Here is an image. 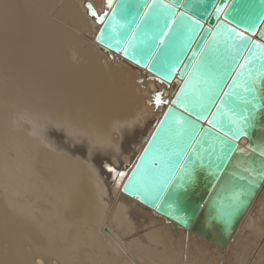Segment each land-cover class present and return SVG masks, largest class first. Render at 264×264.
<instances>
[{
    "label": "bare ground",
    "instance_id": "bare-ground-1",
    "mask_svg": "<svg viewBox=\"0 0 264 264\" xmlns=\"http://www.w3.org/2000/svg\"><path fill=\"white\" fill-rule=\"evenodd\" d=\"M87 1L105 9V0H0V130L12 138V158L1 161L12 179L1 186L0 264H193L194 256L228 264L237 248L238 264H264V179H256L264 167L250 170L237 157L241 179L222 177L190 228L140 201L166 175L146 173L155 148L140 163L147 168L136 195L122 191L167 108L155 93L171 100L176 83L148 79L98 42ZM236 89L210 122L232 138L246 134L237 127L248 120L239 108L246 89ZM173 122L179 137L189 127L169 111L164 125ZM261 133L255 144L263 152Z\"/></svg>",
    "mask_w": 264,
    "mask_h": 264
},
{
    "label": "water",
    "instance_id": "water-1",
    "mask_svg": "<svg viewBox=\"0 0 264 264\" xmlns=\"http://www.w3.org/2000/svg\"><path fill=\"white\" fill-rule=\"evenodd\" d=\"M85 6L100 25L98 42L143 68L148 79L176 83L171 100H161L166 91L155 93L156 105L167 108L136 164L126 169L122 191L136 195L130 191L145 183L147 168L140 163L155 148L146 173L166 171L163 183L153 192V180L147 191L135 193L148 207L190 228L222 177L241 179L235 171L244 168L234 163L237 157L245 158L250 170L264 167V150L255 144L258 128L264 129V0H111V6L105 0L99 13L91 2ZM236 87V92L246 89L241 100L248 105L243 101L239 108L248 120L237 127L246 134L232 138L210 122L228 95L236 100L238 94L230 93ZM169 111L189 124L180 137L174 122L164 125ZM241 138L246 142L239 143Z\"/></svg>",
    "mask_w": 264,
    "mask_h": 264
},
{
    "label": "rangeland",
    "instance_id": "rangeland-1",
    "mask_svg": "<svg viewBox=\"0 0 264 264\" xmlns=\"http://www.w3.org/2000/svg\"><path fill=\"white\" fill-rule=\"evenodd\" d=\"M0 129H1V128H0ZM1 132H3V131L0 130V139H1V140H0V141H1V142H0V150H1V151H0V163H1V164H0V167L3 165V166H5V168H4V167H1L2 170H0V172H1L0 176H2V177H0V180H1V183H0V184H1V185H0V191L2 190V189H1L2 181L4 180V181L6 182V180H7V182H8L9 177L12 179V176H11V175H12V172H11V171H12V170H11L12 167H10L11 164H10V165L8 164L9 168H11V169L8 170V168H7L8 166L6 167V164L9 163V162H10V161H9L10 158H12V155H11V154H12V148H11V145H12V144H11V143H12V138H11L9 132H7V133H6V132H3V133H4V136L1 134ZM5 133H6V134H5ZM5 135H7V136H5ZM5 137H6V138L8 137L7 139H10L11 142L9 143L8 140L6 141V138H5ZM9 137H10V138H9ZM10 140H9V141H10ZM8 149H9L10 151H9ZM4 150H5V151H4ZM1 152H2V153H1ZM3 152H4V153H3ZM5 152H6V153H5ZM1 154H2V155H1ZM4 155H5V156H4ZM8 155H9V156L11 155V157L8 158V157H9ZM2 156H3V158H2ZM6 157H7V158H6ZM5 158L7 159L6 161H5ZM3 159H4V160H3ZM1 161H2V162L5 161V163H6L7 161H8V162H7L6 164H4V163H2ZM1 168H0V169H1ZM3 169H4V171L7 169V172H6L7 174L4 173ZM10 170H11V171H10ZM8 171L11 172V173H9ZM8 173H9V174H8ZM5 174L8 175V176H7L8 178H6V175H5ZM10 174H11V175H10ZM4 175H5V176H4ZM5 182H3V183H5ZM7 182H6V183H7ZM2 188H3V187H2ZM3 191H4V188H3V190L1 191L0 195L2 194L3 196H5V192L3 193ZM97 232H98V234H99L100 236H102V233H101L100 229L97 230ZM106 242H107V247L109 248V250H113V248H112V244H111L110 242H108V241H106ZM240 254H241V251L237 248V249L232 253L231 258L228 260L227 263H228V264H238L237 261H238V258H239V256H240ZM88 257H89L91 260H96V259H97L96 254H91V253H90V254H88ZM196 257H197V256H194V257L192 258V259H193V260H192V263H193V264H201V263L199 262L200 257H198V258H196ZM195 258H196V259H195ZM207 264H209V263H207ZM210 264H212V263H210ZM220 264H222V262H220ZM239 264H245V263H244V261H243V262H240Z\"/></svg>",
    "mask_w": 264,
    "mask_h": 264
},
{
    "label": "snow or ice",
    "instance_id": "snow-or-ice-1",
    "mask_svg": "<svg viewBox=\"0 0 264 264\" xmlns=\"http://www.w3.org/2000/svg\"><path fill=\"white\" fill-rule=\"evenodd\" d=\"M109 6H111V0H109ZM94 16L96 15L95 12L92 13Z\"/></svg>",
    "mask_w": 264,
    "mask_h": 264
}]
</instances>
